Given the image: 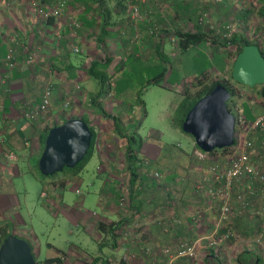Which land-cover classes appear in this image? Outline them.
<instances>
[{"label":"crops","instance_id":"obj_1","mask_svg":"<svg viewBox=\"0 0 264 264\" xmlns=\"http://www.w3.org/2000/svg\"><path fill=\"white\" fill-rule=\"evenodd\" d=\"M33 1L34 6L28 0H0V205L5 207L10 205L9 199L14 193L7 176L20 178L23 169L32 170L40 157L47 128L70 116H88L89 120L92 118L89 121L91 125L96 123V118L106 125L110 121L108 116L117 119L110 109L118 111L121 105L118 104L119 99L112 102L116 98L115 87L113 79L108 78L120 71V65L132 59L131 67L137 62L141 68H145L154 58L164 59L191 50V56H194L197 48L209 47L224 55L216 78L228 80L236 87L230 80L236 51L233 47L221 45L220 41H226L223 27L229 23H235V28L238 27L227 43L236 34L252 39L258 29L264 30V19L256 0H137L142 19L136 25L131 20L127 4L120 0H66V7L59 16L47 19H53L49 24L47 20H40L38 11H52L59 0ZM128 1L134 3L136 0ZM204 13L219 29L218 34L197 24L196 17ZM153 24L159 27L158 37L148 33ZM175 29L201 30L212 39L182 49L170 41L176 35ZM257 35L260 36L261 32ZM8 48L14 49L16 54V64L11 70L4 63ZM72 54L78 57H72ZM105 59L110 65L108 68L114 72L106 78L104 88L97 81L104 94L93 102L95 94L93 96L92 91L80 81L92 77L89 70L94 61H101L102 68ZM46 86L52 89L47 119L35 122L26 120L24 114L39 104ZM200 87L197 81L191 90L196 92ZM96 109H101L105 115L102 116ZM263 113L264 110L251 111L252 119ZM110 130L118 136L113 126ZM101 131H96L97 137ZM252 136L256 138L250 155L264 172L263 133H253ZM194 145V141L189 142L187 150L163 146L151 161L145 154H137L138 176L133 182H130L125 149L117 154L108 150L98 151L102 174L127 175L114 190V204L108 198L101 201L103 215L93 221L94 235L97 232L101 238L105 235L109 239L107 242L94 240L98 248L93 256L75 246V250L68 252L54 248L59 253V257L54 258L60 260L56 264H165L168 259L166 250L174 254L181 243L189 242L196 243L197 257L180 262L206 264L202 256L211 249L208 238L216 229L220 207L217 199L209 197L208 190L222 184L212 181L214 176L210 174L209 167L218 161L223 172L228 165L227 159L218 154H205L201 159L199 156L202 154L196 151ZM145 172L147 175L143 177ZM154 172L159 174V178L152 177ZM50 186L56 187L53 183ZM240 192L234 191L232 194L234 207H238L239 200L244 197ZM121 195L124 196L123 200H120ZM255 219L258 218L241 213L232 220L230 227L235 236L241 237V241L236 239L235 244H225L220 243L222 237L216 240L220 255L252 253L260 255L264 264V247L245 240L250 239L257 230ZM115 222L119 227L114 235L106 229L99 230L100 223ZM220 228L226 229V226L220 225L217 235ZM102 247L111 250V254L106 256ZM220 263L215 261V264ZM233 263L237 264L235 261ZM225 264L231 263L227 260Z\"/></svg>","mask_w":264,"mask_h":264},{"label":"rangeland","instance_id":"obj_2","mask_svg":"<svg viewBox=\"0 0 264 264\" xmlns=\"http://www.w3.org/2000/svg\"><path fill=\"white\" fill-rule=\"evenodd\" d=\"M253 26L255 27V23ZM191 51L164 59L154 58L145 68H141L137 62L131 67L133 62L129 59L119 66L120 71L112 78H108L114 72L108 68L109 63L105 69L98 68L100 73L104 71L105 78L113 79L116 98L112 102L119 99L121 107L118 111L110 109V113L117 116V119L113 120L114 117L108 116L110 121L106 125L96 118L93 126L97 132L101 129L102 133L96 140L93 156L78 174L61 171L42 177L34 166L31 171L23 169L20 178L7 176L14 193L9 199L10 205H0V226L5 227L10 235L26 240L38 260L59 257L54 248L68 252L77 247L93 256L98 248L94 240L107 242L109 239V236L102 235L101 238L97 232L96 236L93 233V221L103 215L100 202L108 198L114 204V190L120 180L127 176L125 173H113L110 176L102 174L97 152H122L128 145V139L136 154L143 153L151 161L163 146L187 150L189 142L194 141L173 125L176 107L182 99L181 94L188 91L193 93L192 85L204 74L206 82L217 79L224 55L209 47L197 48L194 56H191ZM72 57L78 55L72 54ZM157 77H160V84H151L150 81ZM86 78L80 81L85 88L92 91L93 96L99 91L102 96L104 91H101L97 80L93 77ZM240 90L242 96L237 99L238 104L246 100L245 95L249 94L245 88ZM84 117L88 122L92 119ZM113 124L122 126L121 130L126 132L127 136L123 140H119L110 130ZM251 138L254 142L256 136ZM52 183L56 187L51 188ZM120 197L124 198L122 195ZM236 238L239 241L241 237L236 235ZM101 250L106 256L112 252L107 247H102ZM225 257L226 261L234 264L236 255L231 253ZM210 264H215V261L210 260Z\"/></svg>","mask_w":264,"mask_h":264},{"label":"water","instance_id":"obj_3","mask_svg":"<svg viewBox=\"0 0 264 264\" xmlns=\"http://www.w3.org/2000/svg\"><path fill=\"white\" fill-rule=\"evenodd\" d=\"M231 78L239 85L255 87L264 84V57L258 46L246 45L234 60ZM231 93L216 85L187 112L182 132L191 136L203 153L233 144L236 118L227 109ZM92 140L88 124L70 119L48 131L37 168L42 176H52L63 169H73L87 155ZM0 264H36L28 243L9 235L0 245Z\"/></svg>","mask_w":264,"mask_h":264},{"label":"built area","instance_id":"obj_4","mask_svg":"<svg viewBox=\"0 0 264 264\" xmlns=\"http://www.w3.org/2000/svg\"><path fill=\"white\" fill-rule=\"evenodd\" d=\"M120 1L127 4L130 11L131 20L134 25H136V23L142 19L138 1L136 0L134 3H128V0ZM28 2L33 6L36 5L33 3V0H28ZM66 4V0H59L56 3L55 9L52 11L47 12L39 10L38 15L40 20L46 21L51 16L58 17L60 12L66 7ZM196 22L198 25L202 26L208 31L217 34L219 32V29L213 24L211 19L205 13L199 14L198 17H196ZM235 27V23H229L223 27V36L226 41L230 39L232 33L237 30L238 27ZM148 33L153 37H158L160 34L159 27L156 26V24H153L148 29ZM170 41L172 43H177L179 38L176 35H173ZM15 55L14 49H7L4 57V63L6 68L9 70L15 67ZM51 96L52 89L50 86H46L39 104L24 114L25 119L32 122H35L38 119H47ZM239 127L240 129H238V139L235 146L232 148L233 152L227 156H224V158L227 159V168L222 172V168L218 161L217 163L215 161L214 164L209 167L210 174L214 176L212 181L215 183H222L219 187L210 188L208 190L209 197L217 199L220 203L216 229L208 238L209 246L211 248H216L218 246V241H216L214 236L217 235L220 225L223 226L224 224L226 226L227 230L224 237L230 239L235 236L230 227L231 222L233 219L237 218L238 215L241 213H247L256 218H262L264 215V172L261 170V168H259L255 159H253L250 155V152L254 149V142L251 138L252 134L258 133L262 135L263 133L264 137V113L255 117L247 125L241 124ZM218 155L220 156V154ZM204 156L206 155L202 154L199 157L203 159ZM9 158H11V156ZM152 177L159 178V174L154 172L152 173ZM234 191H241L244 195V197L239 200L240 205H238V207L232 206V194ZM120 205H122V202ZM261 228V236L264 238V221ZM257 241L261 242V240ZM196 252V243H181L176 253L171 254L168 250L165 251V253L168 255V259L165 264H186L180 261H183L184 259H196Z\"/></svg>","mask_w":264,"mask_h":264},{"label":"trees","instance_id":"obj_5","mask_svg":"<svg viewBox=\"0 0 264 264\" xmlns=\"http://www.w3.org/2000/svg\"><path fill=\"white\" fill-rule=\"evenodd\" d=\"M100 1L101 0H97V2H100ZM256 1L260 6V9H261L260 12L262 14V18L264 19V0H256ZM51 21H53V19H49L46 22H47V24H49V22H51ZM259 32H261L260 36L257 35ZM175 34L179 38V41L177 42L178 47H180L182 49L188 48L189 46H192V45H198V44H201L204 42H209L212 39V37L210 35H207L208 33L206 34V32H202L201 30H195V31L187 30L186 31V30L175 29ZM220 42H221L222 46L233 47L236 51V56L239 52H241V50L244 46L254 44V45L258 46L260 53L264 57V30L262 31V30L258 29V31L254 34L252 39H250L249 37L243 36V35H237L236 34L230 40L229 43H227L226 41H220ZM98 43H99V41H98ZM107 63H108V61H107V59H105L103 66L105 67L107 65ZM100 66H101V61H94L90 67L89 74L95 80H97L100 83V85H102V88H104L105 85H103V84L105 83V81L107 79L105 78L106 76L104 75V71L102 73H100L101 71L98 69V68H100V69H105V68L104 67L101 68ZM159 78L160 77H157V78L151 80L150 81L151 84L158 85L159 81H160ZM230 80L233 81L231 76H230ZM205 81H206V75L202 76L198 80V85L201 86L199 90H197L196 92H193V93H191L189 91L184 92L182 101L179 103V105L177 106V108L175 110L174 118H173V122H174L173 125L175 127H178L181 130V125L183 123V120H184L187 112L193 107V105L199 99H201L203 96H205L207 93H209L216 85H222L224 88H226L231 93V98L227 101L226 105H227L228 111L230 113H232L234 115V117L236 118V124L234 125L233 144L230 147L221 148L218 150H213L209 153H203L200 150H198L195 147V145H194V147L198 153L206 154L207 156H213V155L220 154L221 157H224V156H227L228 154H231L233 152L232 148L235 146V144L237 142L236 136L238 133L239 126L241 124L247 125L248 123H250L253 120L252 116H251V111L264 110V84L260 85V86H255V87H246V86L239 85L233 81L237 85L235 87L230 81L225 80V79H221V78H217V79H215V80H213L207 84H205ZM240 88L247 89L249 94L245 95L246 100L242 101L241 104H238L237 99H241V96H242V92H241ZM100 95H101V92L99 91V93L96 94L92 98L93 102H95L100 97ZM98 112L102 116L105 115V113H102L101 109H99ZM75 118H78V119L85 121L88 124L90 131L92 132L91 145H90L89 151H88L87 155L84 157V159L79 164H77L73 169H67V168L63 169V171H69V172L74 173L76 175L84 168V166L88 163V161L92 157L93 152H94V147H95V144L97 142L96 140L98 138L94 126L91 125L85 117L70 116V117L65 118L64 120L60 121V123L55 124L52 127L47 128L44 132V135H43L42 148H41V151L39 154H41V152L44 148L43 147L44 141H45V138L48 134V131L55 126L63 124L67 120L75 119ZM113 120H116V118H114ZM113 127H114V130H115L116 134L118 135V137L123 139L124 137L127 136L126 132H123V130H121L122 126L113 124ZM132 142H133V140H132ZM127 143H128V145L126 144V147H125V150H126L125 155H126V161L128 164V168L130 171V182H133V179H135L138 176L137 169H136L138 159L136 158L137 154L132 149V147L130 146L128 139H127ZM37 163H38V160L36 161V164H35L36 168H37ZM38 173L41 175L39 170H38ZM142 175H143V177L146 176L145 174H142ZM42 177H44V176H42ZM255 220H256V224H257V226H256L257 230H256V232L253 233V236L250 239L246 238L245 240L246 241L250 240V243L252 245L264 247V238H263V236H261V230H262L261 227H262V224L264 221V217L258 218ZM118 227H119V225L116 222L111 223V224L100 223L99 230L106 229L107 232H110L111 234L114 235V233ZM226 230L227 229L220 228L219 234L217 235V237H215V239L219 240L222 237L223 240L220 243H225V244L226 243L228 244L230 242L232 244H235L234 242L237 243L235 236L230 238V239H227L224 237ZM9 235H10V233L7 232L5 227H0V245L3 243V241ZM257 240H261V242H258ZM215 249L211 248V249L205 251V253L203 254V259H204L205 263L210 264V260L213 259L217 262H221V263L225 264V261H226L225 256L226 255H220L219 250L216 249L217 250L216 251ZM31 254H33V253L31 252ZM245 254H249V255H245ZM34 259L36 260L35 256H34ZM59 261H60L59 258L58 259L50 258V259H45L42 261L36 260V264H54V263L56 264ZM235 262L237 264H263V259L261 258L260 255H254L252 253H239L235 257Z\"/></svg>","mask_w":264,"mask_h":264}]
</instances>
